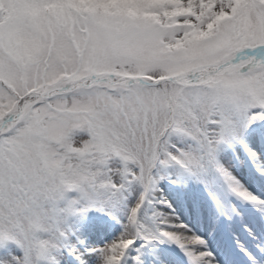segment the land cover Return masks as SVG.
Wrapping results in <instances>:
<instances>
[{
	"label": "snow or ice",
	"instance_id": "6c2138e0",
	"mask_svg": "<svg viewBox=\"0 0 264 264\" xmlns=\"http://www.w3.org/2000/svg\"><path fill=\"white\" fill-rule=\"evenodd\" d=\"M0 264H264V0H0Z\"/></svg>",
	"mask_w": 264,
	"mask_h": 264
}]
</instances>
